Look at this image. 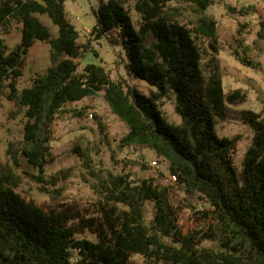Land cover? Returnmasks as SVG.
I'll use <instances>...</instances> for the list:
<instances>
[{"label": "trees", "instance_id": "trees-1", "mask_svg": "<svg viewBox=\"0 0 264 264\" xmlns=\"http://www.w3.org/2000/svg\"><path fill=\"white\" fill-rule=\"evenodd\" d=\"M165 1L108 0L95 12L91 35L100 39L114 32L127 73L155 89L144 96L110 80L101 66L88 64L77 72L75 60L86 48L77 44L65 0H0V29L10 22L20 25L13 49L0 39V92L7 84L23 111L20 153L38 170V178L48 163L57 113L68 103L102 93L111 113L128 128L120 146L149 148L166 161L177 187L206 202L207 208L194 213L199 227L183 231L172 188L154 178L133 182L128 174L107 172L92 185L97 199L89 207L56 203L44 209L16 193L11 173L1 167L0 264H130L131 255L140 256L143 264H264V124L254 112H240L239 120L253 137L238 169L233 163L236 138H219L215 127L245 96L237 90L224 96L217 66L205 74L197 43L204 37L215 51L216 24L204 17L193 29L168 22L162 17ZM191 1L200 13L210 4ZM128 2L140 17L138 29L124 8ZM39 16L57 27L55 37ZM36 41L49 45L55 64L18 91L22 60ZM239 61L250 63L245 57ZM169 92L181 125L169 123L159 109L158 101ZM99 131H104L100 124ZM146 203L153 205L148 224ZM85 233L95 240L78 238ZM205 240L216 248H200Z\"/></svg>", "mask_w": 264, "mask_h": 264}, {"label": "rangeland", "instance_id": "rangeland-1", "mask_svg": "<svg viewBox=\"0 0 264 264\" xmlns=\"http://www.w3.org/2000/svg\"><path fill=\"white\" fill-rule=\"evenodd\" d=\"M108 0H65L64 11L67 20L77 31V44L83 55L76 59L77 72L88 64L101 66L110 80L121 81L123 87L135 88L144 96L155 89L146 82L132 78L126 71L127 59L116 35L109 32L95 39L91 35L95 25V12ZM204 12H199L191 0H166L162 17L168 22H176L193 29L204 17L216 24L214 51L210 41L197 38L202 52V68L205 74L215 64L222 80L223 93L235 90L245 96L243 103L229 106L228 118L218 120L216 134L219 138H236L234 165L240 169L244 154L249 147L253 131L240 120L241 111L257 114L264 124V0H209ZM133 27L138 29L139 15L133 2L124 5ZM40 21L50 30L53 37L57 34L47 16H39ZM260 34V35H259ZM0 39L7 50L19 42L20 25L8 23L0 29ZM246 58L250 63L239 60ZM65 56L59 58L62 59ZM213 60V61H212ZM51 50L47 43L36 41L21 63L22 76L15 84L18 91L31 85L32 78L42 75L54 66ZM159 109L165 119L174 125H181L182 119L175 111V96L169 92L158 101ZM22 109L13 99L7 84L0 92V168L6 167L11 173L14 191L27 201L47 209L56 203L76 204L82 209L95 203L97 199L92 185L104 178L107 172L115 175L128 174L130 180L154 178L159 183L172 188V203L178 211L179 221L184 232L199 227L194 213L208 205L198 194H186L171 180L167 163L156 157L146 147L120 146V140L128 133L127 126L111 113L103 100L102 93L68 103L63 112L57 113L51 125L50 153L41 178L20 153L25 119ZM99 124L104 128L99 131ZM76 148L79 152L75 151ZM154 161L156 165H151ZM153 205H144V219L148 224L152 218ZM78 238L94 241L85 233ZM200 248H216L214 242L205 240ZM130 264H143L138 255H131Z\"/></svg>", "mask_w": 264, "mask_h": 264}, {"label": "built area", "instance_id": "built-area-1", "mask_svg": "<svg viewBox=\"0 0 264 264\" xmlns=\"http://www.w3.org/2000/svg\"><path fill=\"white\" fill-rule=\"evenodd\" d=\"M151 165H156V163H155L154 161H152V162H151ZM170 178H171V180H172L173 182L176 181L175 176H171Z\"/></svg>", "mask_w": 264, "mask_h": 264}]
</instances>
